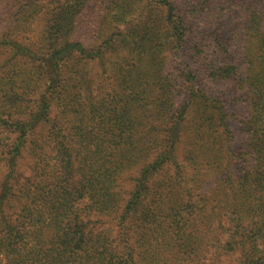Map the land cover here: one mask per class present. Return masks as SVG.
I'll return each instance as SVG.
<instances>
[{
	"label": "trees",
	"instance_id": "16d2710c",
	"mask_svg": "<svg viewBox=\"0 0 264 264\" xmlns=\"http://www.w3.org/2000/svg\"><path fill=\"white\" fill-rule=\"evenodd\" d=\"M21 1L10 8L16 9L9 17L13 23L24 12ZM47 2L50 10L36 1L28 5L32 16L41 9L46 16L36 51L6 39L10 50L0 78V264H264V35H255L257 26L264 27V0L245 7L247 42L244 37L239 46L240 62L226 64L223 72L249 93L243 130L229 119L231 101L194 90L193 83L181 109L161 97L154 101L161 118L144 123L132 116L133 109L86 102L84 83L68 82L70 63L97 61L106 70L103 47L116 43L134 52L143 40L139 34L153 30L131 25L88 49L73 38L85 0ZM155 4L169 32L182 41L186 27L174 5ZM132 15V4L108 0L102 17L116 30ZM249 34L256 36L253 43ZM26 72L29 78L19 86L28 84V92L39 90L32 77L43 82L36 98L9 87ZM81 72H76L80 78ZM161 83L165 92L175 87L172 81H148L132 93L128 107L147 104L150 89ZM190 96L192 134L186 140ZM55 101L68 120L54 115ZM40 124L49 139L36 136ZM139 124L152 125L140 134L144 141L137 136ZM25 148L40 157L39 180L24 178L16 161ZM130 170L136 173L123 190L120 176Z\"/></svg>",
	"mask_w": 264,
	"mask_h": 264
},
{
	"label": "rangeland",
	"instance_id": "374dc122",
	"mask_svg": "<svg viewBox=\"0 0 264 264\" xmlns=\"http://www.w3.org/2000/svg\"><path fill=\"white\" fill-rule=\"evenodd\" d=\"M14 1L0 0V78L6 70L2 68L4 67L2 62L10 50L6 39L29 44L33 51H36V44L43 34L46 23V16L43 14L42 9H51V4L47 0H22L24 12L16 17L14 16L15 20L18 19L19 22L13 23V20H9V17L16 10H10L11 6L14 5ZM34 1L39 6L42 5V9L32 16L30 13L31 8L29 9L28 5ZM107 1L85 0L87 6L78 18L73 38L81 41L86 48H98L112 31L118 30L126 33L127 27L131 25L137 29L150 26L153 31L149 34L144 32L139 34V40H143L140 44H136L137 50L134 52L127 50L126 47H118L116 43L112 47H103L102 57L107 66L106 70H102L97 61L70 63L68 69L70 81L68 82L70 84L84 83L86 102H105L110 108L117 105L116 109H133L132 116L144 123L152 121L154 115L161 118L158 106L154 104V101L161 99V97L166 98L167 102L168 99L170 102L173 101L175 109H181L185 99L192 92L193 83L195 85L194 90L201 88L210 97H217L229 103L231 101V107L228 110L231 116L229 119L235 129L243 130V123L246 122L248 113L251 111L249 104L246 102L249 93L235 80L225 79L224 76H227V74L223 72L228 68L225 66L226 64H237L238 60L240 62L239 57L242 49L239 46L242 45L244 37L246 41V31L242 26L245 18L250 14L245 10V7L248 4L256 5L260 0H165L174 5L176 12L183 19L186 31L182 41H178L169 32L170 27L165 26L166 20L163 18V10L160 8V4H155L161 3L163 0H118L119 4H132L134 15L131 16L129 22L117 26L118 29L116 30H114L115 26H111L107 17H102L106 10ZM19 12H16L15 15ZM129 28L132 29V27ZM160 28L161 31H159ZM255 35L261 38L264 35V27L261 26L258 29L257 26ZM255 35L252 37L249 34L248 42L253 43ZM219 36L222 41L227 43V47L224 43L219 42ZM28 61L34 63L30 58ZM246 67L247 65L244 67V71L247 70ZM80 70L82 71V78H80V74L76 73ZM25 78H29L27 72L19 78H12L18 81V84L17 81L13 83L15 86H9L14 87V94L19 96L24 94L36 98L39 96V92L43 93V82L38 84V81H34V77H32V80L35 82V88L39 86L38 91L28 92L27 90L32 89L26 87L28 84L23 87L19 86L22 79ZM80 79L82 81H78ZM41 81H47V77H44ZM49 81L50 79H48V83ZM148 81H172L175 87L165 92L168 89H165L162 83L154 86L150 89L147 104L142 107L129 108L127 102L132 98V93L146 86ZM132 88H134L133 91ZM54 96H57V94H54ZM189 99H191L190 110L187 111L185 118L187 120L185 127H189L188 133L185 134L186 140H189L188 135L192 134V96ZM55 102L57 104L52 108L54 115L58 114L57 116L62 121L65 120L64 118L68 120L70 118L69 114L64 115L61 105L57 101ZM196 104L198 103L196 102ZM199 112H202V110L200 109ZM103 113L106 114L104 109ZM108 113L110 115L111 111L109 110ZM106 116L108 115L106 114ZM135 119L133 122L136 124L137 120ZM159 122L161 123V121ZM137 129L139 131L137 136L141 141H144L140 134L149 132L152 125L139 124ZM45 130V127L43 128V125L40 124L36 129V136L39 137ZM47 135L48 133L42 136L49 139ZM182 147L179 151V157H182L184 153ZM36 149L38 152L40 151V148ZM37 155L33 149L25 148L22 155L16 158L21 170L24 172V178L27 179L33 175V179L35 176L39 180L42 176L43 173L39 169L43 165H39L40 167L37 168L40 161V157ZM47 162L53 163V159L49 155ZM2 169L0 166V176L2 175ZM135 173L136 170H130L120 176V186L123 190L129 187L131 176Z\"/></svg>",
	"mask_w": 264,
	"mask_h": 264
}]
</instances>
